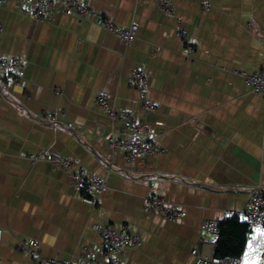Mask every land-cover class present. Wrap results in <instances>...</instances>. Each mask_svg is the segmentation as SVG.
Segmentation results:
<instances>
[{"label": "crops", "instance_id": "crops-1", "mask_svg": "<svg viewBox=\"0 0 264 264\" xmlns=\"http://www.w3.org/2000/svg\"><path fill=\"white\" fill-rule=\"evenodd\" d=\"M88 1L118 26L137 25L135 42L126 47L57 9L39 19L26 0L0 8V58L27 61L23 83L0 76V264L99 257L96 225L140 235L122 264H193L199 242L205 255L216 249L201 223L244 210L250 193L264 190V97L240 75L264 71V0H211L210 12L198 0H170L172 15L157 0ZM134 70L146 77L154 113L142 109ZM100 95L150 125L146 139L164 153L132 163L113 153L109 139L130 133L97 106ZM27 155L68 159L104 178L108 190L100 197L79 190L63 170ZM150 183L186 216L145 213ZM31 240L37 256L21 247ZM263 245L264 231L247 236L245 264H254Z\"/></svg>", "mask_w": 264, "mask_h": 264}, {"label": "built area", "instance_id": "built-area-1", "mask_svg": "<svg viewBox=\"0 0 264 264\" xmlns=\"http://www.w3.org/2000/svg\"><path fill=\"white\" fill-rule=\"evenodd\" d=\"M8 0H0V8ZM203 12H210L212 9L211 0H198ZM28 4L35 5V12L39 19L51 14L56 9L65 15L75 16L80 20L91 21L116 36L126 46L130 47L137 38L139 27L130 25L127 27L118 26L106 19V17L90 7L88 0H26ZM157 8L166 14L172 15L174 7L170 0H157ZM4 34V26L0 21V42ZM178 37L189 44L187 31L180 27ZM192 52L193 49L189 48ZM27 61L18 58H0V76H11L15 81L24 82ZM244 78L245 87L256 95L264 97V71L246 74L240 73ZM132 84L139 93V102L146 113H154L157 107L149 99L146 85V77L140 70L132 72ZM97 106L105 113L112 122L120 123L130 135L125 140H117L114 137L109 139V146L113 153L122 152L125 160L129 163L137 160L149 161L161 156L164 151L152 141L146 139V134L151 131L148 124L137 121L134 116L126 109H116L113 107L109 97L100 95L97 98ZM47 118H53L52 114H46ZM33 163L46 161L55 169L63 170L75 187L79 190L90 191L96 197L102 196L107 192L108 187L104 178L91 175L84 169H77L76 163L68 159H56L51 155H27ZM151 192L146 196L143 211L147 214H156L170 220H181L186 213L174 206L169 205L164 197L158 195L154 188L155 184L150 183ZM238 218L248 224V239H251L257 231H264V190L254 189L250 195L244 210L237 212H226L221 221L204 220L201 223V232L213 237L219 235V224L226 220ZM102 242L101 256H85L79 260H53V264H122V255L126 250L139 247L141 237L127 226H98L94 227ZM2 231L0 229V239ZM199 242L191 251L194 259L193 264H245L243 255L240 257L220 258L215 255H205L201 251ZM22 249L32 256L38 255L39 244L36 241H22ZM85 252V250L83 251ZM254 264H264V245L263 251L258 256Z\"/></svg>", "mask_w": 264, "mask_h": 264}, {"label": "trees", "instance_id": "trees-1", "mask_svg": "<svg viewBox=\"0 0 264 264\" xmlns=\"http://www.w3.org/2000/svg\"><path fill=\"white\" fill-rule=\"evenodd\" d=\"M248 224L238 218L219 224L215 255L220 258L240 257L246 248Z\"/></svg>", "mask_w": 264, "mask_h": 264}]
</instances>
